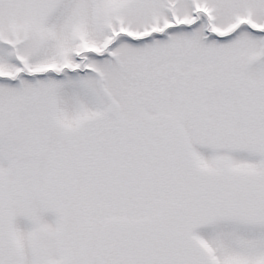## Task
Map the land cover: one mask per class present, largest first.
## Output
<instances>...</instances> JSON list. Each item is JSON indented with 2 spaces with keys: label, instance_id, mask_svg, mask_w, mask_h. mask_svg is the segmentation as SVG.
<instances>
[{
  "label": "snow or ice",
  "instance_id": "1",
  "mask_svg": "<svg viewBox=\"0 0 264 264\" xmlns=\"http://www.w3.org/2000/svg\"><path fill=\"white\" fill-rule=\"evenodd\" d=\"M0 264H264V0H0Z\"/></svg>",
  "mask_w": 264,
  "mask_h": 264
}]
</instances>
